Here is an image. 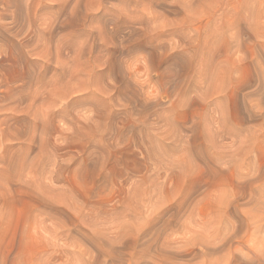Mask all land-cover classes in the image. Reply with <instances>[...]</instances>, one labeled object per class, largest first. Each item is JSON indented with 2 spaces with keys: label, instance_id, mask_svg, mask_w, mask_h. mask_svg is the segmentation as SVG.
<instances>
[{
  "label": "rangeland",
  "instance_id": "1",
  "mask_svg": "<svg viewBox=\"0 0 264 264\" xmlns=\"http://www.w3.org/2000/svg\"><path fill=\"white\" fill-rule=\"evenodd\" d=\"M0 122V264H264V0H0Z\"/></svg>",
  "mask_w": 264,
  "mask_h": 264
},
{
  "label": "bare ground",
  "instance_id": "2",
  "mask_svg": "<svg viewBox=\"0 0 264 264\" xmlns=\"http://www.w3.org/2000/svg\"><path fill=\"white\" fill-rule=\"evenodd\" d=\"M19 90V89H18ZM53 91V90H52ZM62 94H63V92H62ZM44 100V99H43ZM38 114V113H37ZM1 123V122H0ZM9 140V139H8Z\"/></svg>",
  "mask_w": 264,
  "mask_h": 264
}]
</instances>
